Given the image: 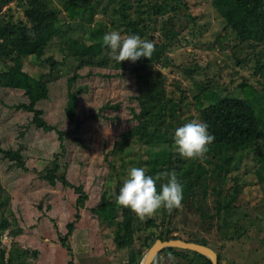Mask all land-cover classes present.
Wrapping results in <instances>:
<instances>
[{"label": "rangeland", "instance_id": "1", "mask_svg": "<svg viewBox=\"0 0 264 264\" xmlns=\"http://www.w3.org/2000/svg\"><path fill=\"white\" fill-rule=\"evenodd\" d=\"M183 1L189 14L195 18L191 30L196 34L189 37L188 29L184 30L186 38L189 37L188 43H183L180 49L169 55L172 67H161L169 78L167 82L173 79L185 81L186 87L196 92L199 84L218 75L217 79H212L211 90L221 95L234 91L243 79L248 80V85L257 87L258 75L252 74L256 71L257 60H264V44L256 51H249L245 46L234 47L237 45L235 37L225 30V23L211 7V0ZM27 2L11 0L2 7L3 23L11 21L17 25L25 22L24 13L29 8ZM44 2L54 12L63 10V0ZM102 16V13L97 14L95 20H102ZM78 26L77 22L71 25L70 37L83 44ZM159 26L166 29L167 20L164 19ZM159 39L160 36L156 40ZM85 52L89 53L90 49ZM77 65V61L72 64V74L68 77L74 74ZM195 67L194 74L187 80L185 71H193ZM23 68L34 79L39 78L38 69L27 59L23 61ZM98 71L84 67L75 72L77 78L72 89H84L78 97L80 123L76 129V123L64 118L53 121L55 129L61 132V140L54 131L34 133L33 126L24 130L27 122L20 118V125L12 109L14 104L23 102L21 92L0 90V148H24L21 151L22 167H17L0 152V222L5 220L8 225L0 238L7 234L10 241L6 247L0 242V249L10 264H21V261L22 264H67L70 260L73 264H130L136 251L144 248L146 237L167 232L166 222H161L166 215L169 216L168 211L161 209L141 220L116 203L115 196L130 167L143 166L146 170L147 160L159 166L167 162L161 161L154 148L129 144L122 152L113 151L122 134L135 124L131 121L129 109H135L136 104L130 100L131 88L127 86L132 80L129 78L121 89L108 87L103 90V83L96 77L100 75ZM60 76V72H56L51 78L43 79L49 82V102L54 105H63L67 92L64 84L67 77ZM167 89H171L170 86ZM261 89L256 88L258 92ZM191 95L188 93L187 99ZM119 100L120 106L113 107ZM108 101L111 108L101 111V106ZM190 106L181 119L188 116ZM47 117L51 122L52 113ZM22 132L24 134L20 135ZM255 143L234 154L229 172L216 178L211 176L206 181L208 191L221 189L219 201L226 208L219 211V205H215L214 198L208 195L206 214H210L211 219L201 222L198 218L189 220L178 216L170 227L172 236L183 241L196 235L204 237L208 245L217 250L221 264H264V136ZM178 157L179 154H174L172 162ZM54 163L59 165V176L86 193L83 208L76 206L78 195L72 189L59 182L49 188L43 180ZM211 166H205L207 175H212ZM258 173L263 176L261 179ZM108 202L115 215L112 222L106 223L91 210ZM149 219L155 227L147 224ZM72 220L77 221V229L68 238L71 250L68 254L60 245L59 236L66 234L65 225ZM118 229L125 237L122 249H118L114 240ZM33 253L36 254L32 259ZM158 255L153 264H195L191 254L181 258L174 254Z\"/></svg>", "mask_w": 264, "mask_h": 264}, {"label": "trees", "instance_id": "2", "mask_svg": "<svg viewBox=\"0 0 264 264\" xmlns=\"http://www.w3.org/2000/svg\"><path fill=\"white\" fill-rule=\"evenodd\" d=\"M10 1L0 0V11ZM63 2V10L54 12L44 0H28L29 8L24 13L26 21L18 22L17 25L11 21L3 23L4 16L0 15V90L21 92L23 102L14 104L12 109L16 112L14 117L18 123L20 118L23 119L22 122H27L24 130H29L28 127L33 126L34 133L54 131L61 140V132L55 129L53 121L64 118L76 123V129L80 123L78 97L84 89H72L77 78L75 72L84 67L99 69L97 73L100 75L96 77L103 83L101 85L103 90L108 87L121 89L129 78L132 80L130 86H127L131 88L130 100L136 104L135 109H129L131 121L135 124L122 134L113 151L122 152L129 144L154 148L159 153L161 161L166 160L167 163L159 166L145 161L148 165L146 174L157 177L161 172H175L178 182L183 186L182 206L173 209L171 213L168 212L169 216L166 215L161 222V224L166 222L167 232L146 237L142 246L144 248L136 251L135 259L130 263L139 264L156 240L178 239L172 236L170 228L175 217L182 216L189 220L198 218L201 222L211 219V215L206 214L208 195L214 198L215 205H219V211L226 208L219 201L221 189L208 191L206 181L211 176L216 178L223 172H229L235 160L234 154L256 145L257 139L264 136V60H257L256 71L252 74L258 75L256 85L262 87L260 92L256 90L257 87L248 85V80L243 79L244 81L234 91L221 95L211 90L212 79H217L218 75L210 77L205 84H199L195 92L192 88L186 87L185 81L173 79L168 83V76L161 71V67L173 66L169 55L180 49L183 43H188L189 37L196 34L191 30L195 18L189 14L183 0H63ZM211 7L225 23V30L235 37L237 45L234 47L245 46L249 51H256L258 46L264 44V0H211ZM100 13L103 14L102 20L96 21L95 17ZM164 19L167 20L168 26L166 29H160L159 24L161 25ZM74 22L79 24L83 44L70 37L69 30ZM186 29L188 38L184 34ZM112 30L119 31L123 37L136 34L142 39L153 41L155 50L151 58L141 57L135 63L116 61L103 46L102 39L106 32ZM158 36L161 37L159 41L156 40ZM88 48L90 52L86 53L85 50ZM25 59L38 69V79H34L24 70ZM75 61L78 62L76 71L68 77L72 74V64ZM196 68L193 71L190 69L185 71L187 80L191 78ZM56 72H60L62 75L60 77H67L64 83L67 92L63 105L49 102V82L43 81L45 77L51 78ZM166 86H170L171 89H167ZM188 93H192L190 99L186 97ZM118 106L120 100L113 105ZM189 106L191 110L188 116L184 120L181 119ZM109 108L111 107L108 101L100 110ZM48 113H52L51 122L47 117ZM194 119L208 124V131L214 136V140L208 146L209 150L203 162L190 161L179 156L173 163L172 156L176 154L173 143L174 130ZM23 149L0 148V152L4 158L14 161L17 167H22ZM206 164L212 165V175H207ZM58 169L59 165L54 163L43 180L48 183L49 188L59 182L62 186L72 189L78 195L75 200L76 206L83 208L87 201L86 193L81 187H72L63 176H59ZM258 176L260 179L263 177L259 173ZM166 182V177L157 179V191L160 185ZM91 212L106 223L112 222L115 215L109 202L98 205ZM74 217L78 219L77 214ZM76 222L75 220L68 222L65 225L66 234L59 236V243L68 254H71V250L67 241L77 229ZM148 223L151 227L156 226L152 219H149ZM6 228L8 225L2 220L0 235ZM196 236L186 242L209 247L217 254V250L208 245L204 237ZM114 238L118 249H122L125 237L120 229L115 232ZM4 253L0 249V264H10L5 261ZM35 254L33 253L32 259ZM160 254H174L173 256L178 258L191 254L195 264H211L197 253L179 249H164ZM217 259L218 264H221L218 254ZM22 263L24 262L21 261ZM67 264L73 262L70 260Z\"/></svg>", "mask_w": 264, "mask_h": 264}, {"label": "clouds", "instance_id": "3", "mask_svg": "<svg viewBox=\"0 0 264 264\" xmlns=\"http://www.w3.org/2000/svg\"><path fill=\"white\" fill-rule=\"evenodd\" d=\"M30 35H32L30 33ZM105 46L119 63H135L141 57L150 59L155 48L154 42L142 39L136 34L126 37L112 30L103 35ZM214 136L208 131V124L202 120H191L175 128L173 143L175 152L183 159L203 162L208 146ZM167 178L157 191V179ZM183 186L178 182L175 172H161L157 177L146 174L143 166L128 169L118 194L116 203L129 209L137 218L151 217L161 209L172 212L181 207Z\"/></svg>", "mask_w": 264, "mask_h": 264}, {"label": "water", "instance_id": "4", "mask_svg": "<svg viewBox=\"0 0 264 264\" xmlns=\"http://www.w3.org/2000/svg\"><path fill=\"white\" fill-rule=\"evenodd\" d=\"M173 248L197 253L206 258L211 264H218L217 254L209 247L190 243L181 239L161 241L156 240L146 251L139 264H152L155 257L164 249Z\"/></svg>", "mask_w": 264, "mask_h": 264}, {"label": "built area", "instance_id": "5", "mask_svg": "<svg viewBox=\"0 0 264 264\" xmlns=\"http://www.w3.org/2000/svg\"><path fill=\"white\" fill-rule=\"evenodd\" d=\"M0 242H1V244H2L4 247L7 246V243L10 242L9 239H8V237H7V234H5V235L2 237V239L0 240Z\"/></svg>", "mask_w": 264, "mask_h": 264}]
</instances>
